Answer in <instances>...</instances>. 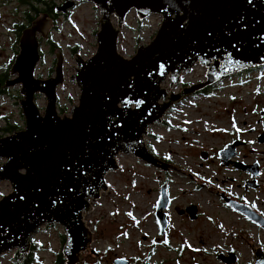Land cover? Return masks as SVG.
<instances>
[{
    "label": "water",
    "instance_id": "obj_1",
    "mask_svg": "<svg viewBox=\"0 0 264 264\" xmlns=\"http://www.w3.org/2000/svg\"><path fill=\"white\" fill-rule=\"evenodd\" d=\"M76 1L92 3L102 19L97 51L88 59L76 56L71 83L79 86L80 96L71 116L58 113V87L65 81L62 51L54 52V77L35 76L41 61L38 33L46 37L52 26L48 12L22 31L12 77L3 87L21 85L26 126L0 138V159H6L0 166V183L10 182L12 187L0 199V256L15 250L29 253L31 238L41 227L60 225L66 236V264L81 262L93 240L84 213L92 208L91 200L106 191V176L119 168L118 155L132 154L167 173L178 172L150 153L145 143L148 129L161 123L181 99L229 75L264 65V0H67L55 12L67 13ZM132 10L140 20L155 13L163 20L154 39L125 58L118 52V40ZM197 63L207 67L206 80L168 94L162 84L168 78L176 84ZM38 93L47 100L44 113L36 103ZM239 143L220 150L222 164L232 162ZM235 166L253 177L258 174L257 166L236 162ZM222 198L264 229V217L249 205ZM170 202L163 185L156 208L161 234L168 225L163 210ZM187 211L194 218L197 207ZM230 255L218 257L230 264L236 260ZM112 264L130 262L117 258ZM254 264H264L261 248L255 250Z\"/></svg>",
    "mask_w": 264,
    "mask_h": 264
},
{
    "label": "rangeland",
    "instance_id": "obj_2",
    "mask_svg": "<svg viewBox=\"0 0 264 264\" xmlns=\"http://www.w3.org/2000/svg\"><path fill=\"white\" fill-rule=\"evenodd\" d=\"M38 8L43 10L40 5ZM31 10L18 0H0V74L10 73L19 53L15 24H26ZM101 19L99 8L90 2L80 3L71 15L58 17L52 24V46L40 42L42 59L36 77L55 75L54 52L62 51L65 81L58 87L60 116H71L73 106L79 104V86L71 83L76 56L88 59L97 51ZM162 20L156 13L140 20L132 10L121 29L118 52L131 58L139 45L154 39ZM113 24L118 25L115 17ZM207 70L197 63L176 84L168 78L162 87L168 94L181 93L205 81ZM207 89L174 104L145 136L150 153L179 173H167L132 154L118 155L119 168L106 176V191L91 200L92 208L84 213L93 240L79 264H111L117 258L130 264H227L218 255L232 258L229 253L236 257L230 264H254L255 250L264 252V229L222 198L239 199L264 213V65L229 75ZM20 90L17 85L7 87L6 94L0 92V138L25 129ZM35 99L44 113L45 96L38 93ZM12 126L16 129L6 130ZM236 140L240 143L232 162L222 164L220 150ZM5 161L0 159V166ZM235 162L257 166L258 174L253 177ZM158 167L162 168L161 164ZM247 182L255 186H246ZM163 185L171 204L163 210L168 227L161 234L156 204ZM11 192L10 182L0 183V199ZM191 205L197 207L194 218L186 211ZM64 238L60 225L43 226L31 238L35 249L24 254L7 252L0 256V264H56L58 255L63 254Z\"/></svg>",
    "mask_w": 264,
    "mask_h": 264
},
{
    "label": "trees",
    "instance_id": "obj_3",
    "mask_svg": "<svg viewBox=\"0 0 264 264\" xmlns=\"http://www.w3.org/2000/svg\"><path fill=\"white\" fill-rule=\"evenodd\" d=\"M18 1L20 3H22L23 5L30 7V9L32 8L31 12L30 11L27 12L28 22L26 24H24V23L15 24L17 26L16 29H17L18 36H21L22 31L27 26L31 25V22L36 18L37 15H39L41 9L38 8V5L42 6L43 8H44V6H46L47 8L52 10L54 3H55V0H52V1L50 0L52 3L50 1H47V0H18ZM34 11L36 13H34ZM9 77H10V73L7 70L0 74V92L2 94H6L8 92L7 88L3 89V87H5L6 81L9 79ZM11 128L16 129L14 126H12L10 128H7L6 130L11 131ZM26 262H29L28 258L26 259ZM65 262H66V260L63 256V254L58 255L56 264H66Z\"/></svg>",
    "mask_w": 264,
    "mask_h": 264
},
{
    "label": "flooded vegetation",
    "instance_id": "obj_4",
    "mask_svg": "<svg viewBox=\"0 0 264 264\" xmlns=\"http://www.w3.org/2000/svg\"><path fill=\"white\" fill-rule=\"evenodd\" d=\"M65 1H67V0H55V3H54V6H53V9L52 10H50L49 8H47L46 6H44V8H43V10L41 11V13H39V15L38 16H36V18H39V17H41L45 12H48V16H49V20H50V22L52 23V24H55L56 23V21H57V18L58 17H63V16H65V17H68L69 15H71V13H72V11H73V9L74 8H76L80 3H83V2H75V5L71 8V9H69L68 11H67V13H62L61 11L60 12H55V9H56V7L57 6H60V5H62ZM35 18V19H36ZM34 19V20H35ZM33 22V21H32ZM31 22V23H32ZM51 33H52V26H51V28H50V31H49V33L47 34V36L46 37H44L41 33H38V38H39V41L41 42V41H46L48 44H49V46H52V40H51V37H52V35H51ZM19 40H20V38H19ZM40 46H41V44H40ZM40 51H41V49H40ZM41 59H42V52H41ZM55 64H56V62H55ZM55 75L53 74V73H51L50 75H48L47 77H44V78H42V79H48V78H51V77H54ZM39 78V77H38ZM207 88L206 89H203V90H201V91H199V93H206L207 92ZM171 107H173V105L171 106ZM166 186V185H165ZM246 186H248V185H246ZM162 188V187H161ZM160 196H161V193H160ZM160 196H159V198H160ZM159 200V199H158ZM225 201V200H224ZM238 201L239 202H241V203H243L242 201H240L239 199H238ZM158 202V201H157ZM226 202V201H225ZM170 204H171V202H170ZM169 204V205H170ZM226 204H227V202H226ZM228 205V204H227ZM192 206V205H191ZM229 206V205H228ZM169 207V206H168ZM167 207V208H168ZM189 207V206H188ZM187 207V208H188ZM253 210H255L258 214H260L261 216H263L264 217V213H262L261 212V210L260 209H257V208H254V207H252V206H250ZM156 208H157V204H156ZM187 208H186V211H187ZM180 211H182V213H184L185 212V210H183V209H180L179 210V212ZM188 212V211H187ZM165 213V212H164ZM181 213V212H180ZM166 214V213H165ZM190 215V214H189ZM157 217V216H156ZM167 219V218H166ZM158 220V219H157ZM167 223H168V221H167ZM158 224H159V222H158ZM167 227H168V225H167ZM167 227H166V229H165V231L167 230ZM159 228H160V226H159ZM161 233V232H160ZM165 233V232H164ZM163 233V234H164ZM66 240V239H65ZM35 246H34V244L32 245V248L33 249H35L34 248ZM231 253H229V255H230ZM224 255V254H223ZM225 257H228V256H226V255H224ZM234 258H235V256H233ZM114 261V260H113ZM80 263V262H79ZM79 263H77V264H79ZM113 263V262H112ZM111 263V264H112Z\"/></svg>",
    "mask_w": 264,
    "mask_h": 264
},
{
    "label": "bare ground",
    "instance_id": "obj_5",
    "mask_svg": "<svg viewBox=\"0 0 264 264\" xmlns=\"http://www.w3.org/2000/svg\"><path fill=\"white\" fill-rule=\"evenodd\" d=\"M192 134H195V131H193V133Z\"/></svg>",
    "mask_w": 264,
    "mask_h": 264
}]
</instances>
